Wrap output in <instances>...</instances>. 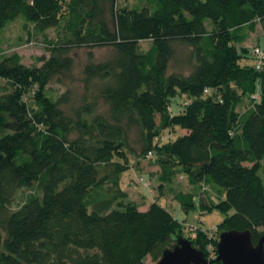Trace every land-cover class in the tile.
<instances>
[{"label": "trees", "instance_id": "16d2710c", "mask_svg": "<svg viewBox=\"0 0 264 264\" xmlns=\"http://www.w3.org/2000/svg\"><path fill=\"white\" fill-rule=\"evenodd\" d=\"M18 19L38 34L57 32L39 42L50 54L34 65L3 51L1 35ZM258 30L264 37V0H0V264L157 263L178 236L207 257L210 244L217 251V237L199 228L186 236L159 200L140 210L123 189L128 154L147 160L150 151L158 190L183 173L195 192L175 199L190 208L198 195L203 210L232 212L218 234L249 229L257 244L264 65L242 59L253 55L246 44ZM142 41L151 42L146 51ZM99 47L113 54L96 62L89 52L80 103L69 90L54 98L53 82L76 81L73 51ZM172 62L186 68L171 70ZM182 95L189 101L173 112ZM244 98L250 105L240 111ZM173 130L174 140L165 135ZM22 189L31 192L15 207Z\"/></svg>", "mask_w": 264, "mask_h": 264}, {"label": "rangeland", "instance_id": "374dc122", "mask_svg": "<svg viewBox=\"0 0 264 264\" xmlns=\"http://www.w3.org/2000/svg\"><path fill=\"white\" fill-rule=\"evenodd\" d=\"M130 3L131 5H134L136 4V0H130ZM260 32L261 30H258L250 37L249 45L252 49L257 45L264 46V37ZM56 33V30L49 29L45 33L38 34L37 32L32 31L31 27L26 26L21 19H18L17 21H14L9 26H7L1 35L3 41V51L7 54L17 51L22 55L25 64L34 65L35 63L39 62V57H47L50 54L48 49L42 46L40 43L44 41L46 42V40L48 39L55 38ZM150 46V41L141 42V48L143 51L149 49ZM90 51L93 52V58L96 62L105 61L109 59L113 54V50L110 47H99L93 48L92 50H90L89 48H80L73 51L75 56L73 76L74 78H76V81H68L65 85L53 82L51 85V89L52 96L54 98L69 90L74 99V104L76 105L80 103V98L84 94V85L80 81V79L83 73L84 65L90 61ZM189 51V46H180L178 57L183 60L189 54ZM252 56L247 59L243 58L242 63L255 65L256 60ZM182 68H186V66H183L182 63L175 65V63L172 62L171 64V70H179ZM188 101L189 97L187 95H182V97H175L172 102L173 112H178L181 108V105H184ZM249 101L250 99L244 98L243 101H241L238 110L245 111L250 105ZM103 105L104 104L100 105L101 108H103ZM165 135L167 137L171 136L172 140H174L180 135V132L179 130H173L171 134L167 133ZM131 136L134 147L139 150L140 143L136 141L135 130L132 131ZM128 156L129 162L133 164V166L130 170L123 173L121 184L124 189L135 188V191L131 192V194L132 197L136 200L135 202H138V205L141 207V209H143L145 205H149L150 203L159 200V202L163 206L167 207L174 214L175 218L180 222V224L183 225L186 236L193 237L192 233L194 232H191L190 228L195 227L206 231L210 238L217 237V240H219L218 227L232 212L226 214L225 212L216 208L209 211L203 210L201 208L200 197L198 195H195L194 206L185 208L180 201L175 199V196L180 191L195 192V187L190 185L187 177L183 173H178L172 184H166L164 185V188H162V190H158L160 184L158 179L160 168L156 159L140 160L138 157H136V155L132 153H129ZM147 182L151 183V185L148 186L146 184ZM29 192L31 191L28 189H22L18 194L14 206L16 207L20 205ZM208 192L211 197H216L217 193L214 189H209ZM205 195H207V193L203 192L202 196L204 197ZM148 264L157 263L149 258Z\"/></svg>", "mask_w": 264, "mask_h": 264}, {"label": "water", "instance_id": "95a60500", "mask_svg": "<svg viewBox=\"0 0 264 264\" xmlns=\"http://www.w3.org/2000/svg\"><path fill=\"white\" fill-rule=\"evenodd\" d=\"M217 260L223 264H264V232L257 244L252 231L224 230L219 234ZM157 264H212L204 251L195 248L192 241L178 236L177 244L167 249Z\"/></svg>", "mask_w": 264, "mask_h": 264}, {"label": "built area", "instance_id": "2783aa9c", "mask_svg": "<svg viewBox=\"0 0 264 264\" xmlns=\"http://www.w3.org/2000/svg\"><path fill=\"white\" fill-rule=\"evenodd\" d=\"M253 55L255 56V67L257 70H261L263 65H264V46H260L257 45L256 47H253ZM254 98L258 97V94L253 95ZM153 158V153L152 151H150L147 156L146 159L149 160ZM143 180V179H142ZM141 180V181H142ZM148 186L151 185V183L147 182L146 183ZM195 229V227H191L190 231H193ZM193 236L194 233L192 234ZM208 251H209V257H207L209 260L213 257L217 256V251H215V246L213 244H210L208 247Z\"/></svg>", "mask_w": 264, "mask_h": 264}, {"label": "crops", "instance_id": "0c3cea01", "mask_svg": "<svg viewBox=\"0 0 264 264\" xmlns=\"http://www.w3.org/2000/svg\"><path fill=\"white\" fill-rule=\"evenodd\" d=\"M256 33V32H255ZM260 33H262V32H260ZM252 34H254V33H252ZM251 34V35H252ZM249 41H250V39H249ZM249 41L247 42V46H249V47H251L250 45H249ZM149 180V179H148ZM124 189V188H123ZM135 188H128V189H124V190H126L128 193H129V195H130V198L132 199V200H134V201H136L133 197H132V194H131V192H134L135 190H134ZM134 194V193H133ZM137 204H138V202H137ZM150 205V204H149ZM149 205H145V207L143 208V209H141V207H140V210H146L147 208H148V206Z\"/></svg>", "mask_w": 264, "mask_h": 264}]
</instances>
